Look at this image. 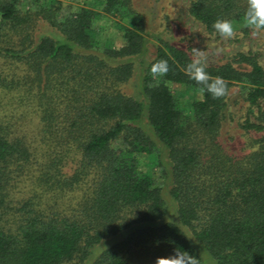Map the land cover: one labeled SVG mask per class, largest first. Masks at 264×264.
<instances>
[{
  "label": "trees",
  "instance_id": "obj_1",
  "mask_svg": "<svg viewBox=\"0 0 264 264\" xmlns=\"http://www.w3.org/2000/svg\"><path fill=\"white\" fill-rule=\"evenodd\" d=\"M246 9L191 0L187 13L221 38L218 18L251 30ZM147 33L132 0H0V264H155L177 249L264 264L260 53L207 64L227 84L214 98L185 71L190 48L158 38L151 51ZM237 86L240 155L220 139Z\"/></svg>",
  "mask_w": 264,
  "mask_h": 264
},
{
  "label": "rangeland",
  "instance_id": "obj_2",
  "mask_svg": "<svg viewBox=\"0 0 264 264\" xmlns=\"http://www.w3.org/2000/svg\"><path fill=\"white\" fill-rule=\"evenodd\" d=\"M70 0H64L68 2ZM191 0H132L135 9L140 12L146 21L147 37L150 40L151 51H154L158 44V38L175 43L183 48H190L194 57V48L203 51V55L208 65H217L226 62V60L237 52L260 53V61L264 66V31H259L253 35L252 29L248 33L242 32L241 28L235 27L234 36L230 39L210 37L200 26L193 24L188 16V5ZM107 30L104 38L113 39L114 45L120 46L121 39L114 21H108ZM41 32L47 33L51 29L41 25ZM137 78L124 86V91L131 94L135 91ZM178 89V88H175ZM240 87L233 88L230 112L233 114L227 118L221 130V143L231 153L242 154V147L245 144L242 130L238 126L241 121L242 108L241 102H234L238 95ZM181 97H183L181 95ZM167 198H169L167 196ZM115 239L108 240L101 248L114 242Z\"/></svg>",
  "mask_w": 264,
  "mask_h": 264
},
{
  "label": "clouds",
  "instance_id": "obj_3",
  "mask_svg": "<svg viewBox=\"0 0 264 264\" xmlns=\"http://www.w3.org/2000/svg\"><path fill=\"white\" fill-rule=\"evenodd\" d=\"M242 22L252 29L253 35L264 30V0H247V9L243 15ZM213 28L224 39L234 36L235 27L231 20L218 18L213 22ZM194 58L187 65L185 71L197 84L204 85V90L214 98L223 97L227 92V84L222 77H212L206 71V60L202 50L194 48ZM153 75H163L168 72L166 60H160L151 66ZM155 264H199V259L190 256L187 252L177 249L174 255L158 257Z\"/></svg>",
  "mask_w": 264,
  "mask_h": 264
}]
</instances>
